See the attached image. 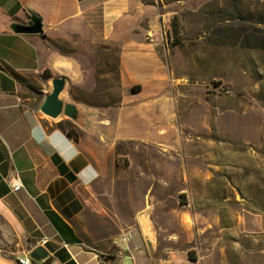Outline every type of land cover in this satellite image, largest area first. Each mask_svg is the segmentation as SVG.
I'll return each mask as SVG.
<instances>
[{
  "label": "crops",
  "instance_id": "1",
  "mask_svg": "<svg viewBox=\"0 0 264 264\" xmlns=\"http://www.w3.org/2000/svg\"><path fill=\"white\" fill-rule=\"evenodd\" d=\"M185 1L0 0V264H18L17 256L37 247L49 254L43 264H171L154 255L164 213L154 186L145 203L129 198L134 225L114 223L116 232L132 233L127 252L89 244L80 230L88 211L103 210L110 184L141 181V173L115 174L120 143L149 149L134 167H147L151 183L190 181L181 159L169 160L183 151L175 142L176 103L189 79L173 62L169 22ZM30 12L41 17L42 33H15L12 25H29ZM59 77L67 79L60 98L83 109V127L39 111ZM123 114L130 123L122 135L113 116ZM14 177L19 192L10 189Z\"/></svg>",
  "mask_w": 264,
  "mask_h": 264
},
{
  "label": "rangeland",
  "instance_id": "2",
  "mask_svg": "<svg viewBox=\"0 0 264 264\" xmlns=\"http://www.w3.org/2000/svg\"><path fill=\"white\" fill-rule=\"evenodd\" d=\"M172 11L169 48L189 79L176 103L175 142L183 151L169 160L181 159L190 181L151 183L147 167H134L150 157L149 149L120 143L115 174L141 173V181L110 184L103 210L88 211L80 236L110 244L120 233L115 222L134 225L129 198L145 203L154 186L164 203L154 230L158 261L264 264V0H188ZM118 119L123 135L130 118Z\"/></svg>",
  "mask_w": 264,
  "mask_h": 264
},
{
  "label": "water",
  "instance_id": "3",
  "mask_svg": "<svg viewBox=\"0 0 264 264\" xmlns=\"http://www.w3.org/2000/svg\"><path fill=\"white\" fill-rule=\"evenodd\" d=\"M29 25L13 24L12 29L15 33L26 35H38L42 33L41 17L30 12ZM52 90L48 94L39 107V111L51 120H57L61 116L69 119L78 127H83L85 122V113L83 109L73 102H64L60 97L65 91L67 79L65 77L53 78L50 82ZM33 264H43L49 254L43 247H37L28 254Z\"/></svg>",
  "mask_w": 264,
  "mask_h": 264
},
{
  "label": "built area",
  "instance_id": "4",
  "mask_svg": "<svg viewBox=\"0 0 264 264\" xmlns=\"http://www.w3.org/2000/svg\"><path fill=\"white\" fill-rule=\"evenodd\" d=\"M10 189L12 192H19L23 189V184L18 177H14L9 181ZM132 240V233L130 231H122L115 235L111 244L117 252L128 251L129 243ZM16 261L18 264H33L30 260L28 253H22L17 256Z\"/></svg>",
  "mask_w": 264,
  "mask_h": 264
},
{
  "label": "bare ground",
  "instance_id": "5",
  "mask_svg": "<svg viewBox=\"0 0 264 264\" xmlns=\"http://www.w3.org/2000/svg\"><path fill=\"white\" fill-rule=\"evenodd\" d=\"M140 224L144 230V232L150 237V238H153V235L149 229V224H148V221L146 220L145 217H141L140 218Z\"/></svg>",
  "mask_w": 264,
  "mask_h": 264
},
{
  "label": "trees",
  "instance_id": "6",
  "mask_svg": "<svg viewBox=\"0 0 264 264\" xmlns=\"http://www.w3.org/2000/svg\"><path fill=\"white\" fill-rule=\"evenodd\" d=\"M172 32H173L174 42H176L177 41V37H178V29H177V27L174 24H173V27H172ZM65 129L67 130V133L69 135H72L71 127H67Z\"/></svg>",
  "mask_w": 264,
  "mask_h": 264
}]
</instances>
